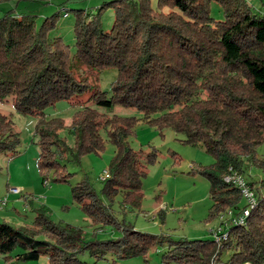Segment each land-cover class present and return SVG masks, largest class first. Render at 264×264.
I'll return each instance as SVG.
<instances>
[{
  "label": "trees",
  "instance_id": "trees-1",
  "mask_svg": "<svg viewBox=\"0 0 264 264\" xmlns=\"http://www.w3.org/2000/svg\"><path fill=\"white\" fill-rule=\"evenodd\" d=\"M48 1L0 0V5L14 4L0 17V101L13 97L18 113L38 119L43 183L50 173L53 182H68L73 175L63 164L64 154L71 152L78 164L86 155H101L106 150L102 131L107 133L116 148L110 178L103 182L108 203L87 179L73 187L72 195L94 226H112L121 236L85 242L81 230L55 224L43 209L37 211L33 228L0 224V255L20 263L46 256L49 264H87L81 258L88 254L99 264L110 258H140L161 245L167 247L164 264L221 262L225 248L232 255L224 264L237 258L243 264H264V194L245 178L246 166L257 169L264 187V13L245 0H157L156 6L153 0H110L91 16L75 11L72 57L61 38L49 39L63 15L60 11L40 26L36 16L18 12L22 2ZM214 3L222 8L224 20L212 17ZM110 9L114 21L105 31L103 20ZM106 70L118 72L110 94L86 74ZM88 92L90 99L83 101ZM59 102L84 106L71 125L46 118V110ZM117 106L140 112L162 134L170 129L184 144L202 146L213 155V165L193 169L209 183L211 215L250 213L244 216L246 226L233 220L223 249L214 238L173 241L116 219L113 204L118 197L123 212L141 208L147 176L143 152L129 143L141 119L114 116L102 123L104 114L96 109ZM66 129L75 138L74 149L61 137ZM20 139L13 122L0 113V155L17 153ZM156 156L148 154L147 163L153 164ZM237 177L256 191L254 204H245L242 189L233 182Z\"/></svg>",
  "mask_w": 264,
  "mask_h": 264
},
{
  "label": "rangeland",
  "instance_id": "rangeland-1",
  "mask_svg": "<svg viewBox=\"0 0 264 264\" xmlns=\"http://www.w3.org/2000/svg\"><path fill=\"white\" fill-rule=\"evenodd\" d=\"M110 0H49L47 5L22 2L19 5V13L34 15L40 26L44 19L51 17L57 12L63 15L57 22V27L49 35L50 40L61 38L69 46L71 56L76 55V38L74 27L76 24L77 10L85 13H96V9ZM252 5L261 3L255 0ZM157 0H153L156 6ZM14 4L4 2L0 5V17L6 11L12 9ZM255 9H262L264 7ZM114 10L110 9L104 16L103 29L110 31L114 21ZM211 15L218 21L224 20L222 8L214 3L211 6ZM89 79L93 84L97 83L100 90L110 94L111 85L117 79V70H106L100 75H94L87 71ZM91 92L86 93L82 100L88 101ZM91 105V103L87 104ZM84 106L72 105L68 102H59L54 107L46 110L47 119H63L67 125H71L73 118ZM95 108V107H93ZM104 114L101 122L114 116L131 117L141 119L135 128V135L129 139L130 146L136 151L143 152V164L146 167L147 176L143 180L144 200L141 208H129L123 212L122 197H118L113 204L114 214L120 223L132 225L136 231L166 237L173 241L197 240L217 238L216 242L223 249V243L229 241L230 224L235 219L241 225L246 226L245 217L250 213L243 210L242 214L235 215L234 211L227 210L224 214L214 217L211 215L213 201L210 195V187L207 179L193 172L199 167H209L215 163L213 155L207 153L202 146H191L181 142L170 129L163 134L143 121V115L135 110L117 106L111 110L96 108ZM0 113L7 116L20 134V147L15 154L0 155V224L6 223L13 228H33L37 211L47 210V216L55 224L71 226L81 230L82 240L105 241L117 239L121 233L114 227L108 226L98 228L93 225L92 220L80 208L73 198L72 189L80 181L87 179L96 193L108 203L102 194L104 183L102 175L108 171L110 162L116 154V148L109 141L108 135L102 131L106 142V150L101 155L90 154L84 156L80 163L73 160L71 152L64 154V162L67 170L73 176L68 182H53V174H49L48 184L43 183L42 173L38 166L40 148L37 145L36 126L38 119L34 116H25L18 113L13 106V97L0 101ZM69 148H75V138L68 129L61 133ZM155 152L156 160L148 164L146 157ZM247 181L255 183L260 192L263 174L261 171L246 166ZM252 188H250L251 190ZM15 190H18L16 192ZM256 191H252L256 193ZM244 202L248 204L245 196ZM6 204L3 206L2 203ZM245 216V217H244ZM264 230V224L261 226ZM215 234H222L217 237ZM44 238V237H41ZM167 247L156 245L147 252L130 260L102 261L99 264H164L162 255ZM222 261L219 258L212 260L211 264H224L231 255L229 248L224 249ZM81 260L87 264H95L96 261L88 254ZM236 260L233 264H243ZM0 264H49L48 257L42 256L39 262L20 263L15 259L0 255ZM249 264V263H246Z\"/></svg>",
  "mask_w": 264,
  "mask_h": 264
},
{
  "label": "built area",
  "instance_id": "built-area-1",
  "mask_svg": "<svg viewBox=\"0 0 264 264\" xmlns=\"http://www.w3.org/2000/svg\"><path fill=\"white\" fill-rule=\"evenodd\" d=\"M246 2H248V3H250V2H252V0H245ZM110 173H108V171L107 172H105L103 175H102V177H101V181L102 182H104V181H106L107 179H109L110 177ZM227 181H231V178H227ZM233 182L237 185V186H239L241 189H242V192H243V195L245 196V198L248 200V201H250L249 203L250 204H254L256 201L254 200L255 199V196H254V194H253V192L250 190V188L249 187H247V185L245 184V182L243 181V179L242 178H234L233 179ZM46 184H48L49 182H48V180L45 182ZM16 192H18V190H15ZM6 203L5 202H3L2 203V205L4 206ZM247 212V211H246ZM249 212V211H248ZM241 223V222H240ZM215 236H217V237H223V235L222 234H215ZM214 239H217V238H214Z\"/></svg>",
  "mask_w": 264,
  "mask_h": 264
},
{
  "label": "crops",
  "instance_id": "crops-1",
  "mask_svg": "<svg viewBox=\"0 0 264 264\" xmlns=\"http://www.w3.org/2000/svg\"><path fill=\"white\" fill-rule=\"evenodd\" d=\"M254 1L255 0H252V2L254 3ZM261 1V3H259V5L258 4H255V6L257 7V8H260V7H264V0H260ZM251 4V3H250ZM252 5V4H251ZM254 8H255V6H254V4L252 5ZM256 10H258V9H256ZM259 10H262V9H259Z\"/></svg>",
  "mask_w": 264,
  "mask_h": 264
}]
</instances>
